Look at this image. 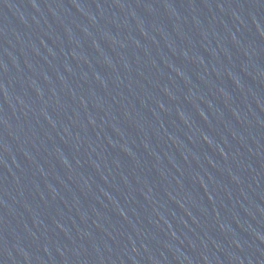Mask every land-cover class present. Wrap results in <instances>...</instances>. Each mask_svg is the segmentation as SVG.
Returning a JSON list of instances; mask_svg holds the SVG:
<instances>
[{
  "label": "water",
  "instance_id": "water-1",
  "mask_svg": "<svg viewBox=\"0 0 264 264\" xmlns=\"http://www.w3.org/2000/svg\"><path fill=\"white\" fill-rule=\"evenodd\" d=\"M0 264H264V0H0Z\"/></svg>",
  "mask_w": 264,
  "mask_h": 264
}]
</instances>
